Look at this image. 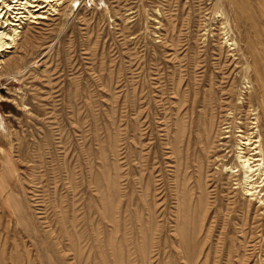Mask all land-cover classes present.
Listing matches in <instances>:
<instances>
[{
    "label": "rangeland",
    "instance_id": "obj_1",
    "mask_svg": "<svg viewBox=\"0 0 264 264\" xmlns=\"http://www.w3.org/2000/svg\"><path fill=\"white\" fill-rule=\"evenodd\" d=\"M51 4L0 56V264H264V0Z\"/></svg>",
    "mask_w": 264,
    "mask_h": 264
},
{
    "label": "bare ground",
    "instance_id": "obj_2",
    "mask_svg": "<svg viewBox=\"0 0 264 264\" xmlns=\"http://www.w3.org/2000/svg\"><path fill=\"white\" fill-rule=\"evenodd\" d=\"M53 1L55 0H0V56L3 51L6 52L7 49L15 47L17 40L20 39L21 30L19 28H22V25L47 18L43 12L47 13L49 10H57L55 5L51 4ZM46 7H48L47 10L40 11ZM9 63L0 58V65L3 64L6 67ZM248 161L249 159L246 158L243 163L251 171V165ZM255 170L261 172V165L259 164ZM246 179L248 180L249 176H246ZM252 188L251 185L250 188L246 189L248 195L252 194L250 191Z\"/></svg>",
    "mask_w": 264,
    "mask_h": 264
}]
</instances>
